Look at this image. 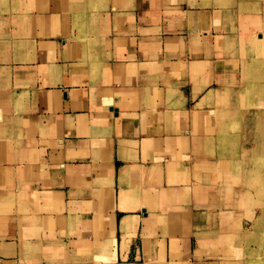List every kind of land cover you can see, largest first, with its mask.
<instances>
[{
	"label": "crops",
	"instance_id": "obj_1",
	"mask_svg": "<svg viewBox=\"0 0 264 264\" xmlns=\"http://www.w3.org/2000/svg\"><path fill=\"white\" fill-rule=\"evenodd\" d=\"M160 2L0 0V264H264L217 116L240 92L264 110L258 50Z\"/></svg>",
	"mask_w": 264,
	"mask_h": 264
},
{
	"label": "rangeland",
	"instance_id": "obj_2",
	"mask_svg": "<svg viewBox=\"0 0 264 264\" xmlns=\"http://www.w3.org/2000/svg\"><path fill=\"white\" fill-rule=\"evenodd\" d=\"M167 5L175 7L181 6V9L185 10L200 8L216 9L218 18L222 16L223 23L232 26L231 32L234 31L237 33V36L245 32L247 54L251 55L255 48L258 50L260 60L254 61L248 67L251 74L253 76L259 75L261 74L259 70L264 71V41H262L264 38V28L260 34L258 33L259 27L256 30L254 29L257 22H264V15L254 17L251 14H247L249 9H253L255 12L264 10V0H179V2L178 0H161L159 6L153 10V19L156 20L161 15L166 16L167 11L165 8ZM170 15L172 16V13ZM234 26L238 29H234ZM237 100L239 107L235 108L230 98H218L217 105L219 107L217 116L219 131L228 132L231 138L228 148V156L231 159L232 165L231 185L234 192L236 209L240 211L242 219L248 222L244 228V232L254 229L245 235L246 242L244 245L246 247L253 245L261 246L264 242V188L257 186L261 184H258V182H261L260 180H264V172H262L264 169V149L262 147L257 149L256 152H249L247 145L244 147L243 140L247 138L248 131L250 137L259 136V132H261L259 110H261L262 115L264 110L256 106L254 102H250V97L245 92L244 94L240 92ZM225 104L228 106H225ZM230 107L232 109H229ZM226 111H233L234 113L233 119H227L230 122L228 124L227 121L223 122L226 120ZM247 164L252 165L249 173L243 171ZM257 170H260L261 173H258ZM243 185L250 186L243 187ZM238 201L240 204H238ZM253 224L254 226L252 227ZM259 234H262V237ZM233 239L236 243L242 239V236L241 238L240 236H235Z\"/></svg>",
	"mask_w": 264,
	"mask_h": 264
},
{
	"label": "bare ground",
	"instance_id": "obj_3",
	"mask_svg": "<svg viewBox=\"0 0 264 264\" xmlns=\"http://www.w3.org/2000/svg\"><path fill=\"white\" fill-rule=\"evenodd\" d=\"M210 94H211V93L207 94V96H206L207 99L210 98V96H211Z\"/></svg>",
	"mask_w": 264,
	"mask_h": 264
}]
</instances>
